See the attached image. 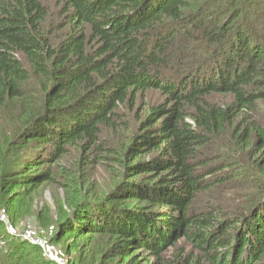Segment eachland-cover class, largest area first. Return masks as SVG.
I'll list each match as a JSON object with an SVG mask.
<instances>
[{
	"label": "trees",
	"instance_id": "16d2710c",
	"mask_svg": "<svg viewBox=\"0 0 264 264\" xmlns=\"http://www.w3.org/2000/svg\"><path fill=\"white\" fill-rule=\"evenodd\" d=\"M58 6L48 26L45 0H0V215L20 222L52 185L62 196L37 219L67 264H264V0ZM133 112L136 129L108 143ZM98 165L104 190L87 174ZM252 167L240 210L193 208ZM5 226L0 264H49Z\"/></svg>",
	"mask_w": 264,
	"mask_h": 264
},
{
	"label": "rangeland",
	"instance_id": "374dc122",
	"mask_svg": "<svg viewBox=\"0 0 264 264\" xmlns=\"http://www.w3.org/2000/svg\"><path fill=\"white\" fill-rule=\"evenodd\" d=\"M45 3L49 10L47 24L48 26H55L61 21L58 6L59 0H45ZM162 100V96L158 93H152L150 95V101L153 103H161ZM258 110L264 116V103L259 105ZM134 114V112L129 114L131 120L129 121L127 130L119 129V132L116 134L109 130L104 132V137L108 143L117 144L121 142L122 139H126L128 137L129 131L136 129ZM77 155L78 154H76L75 151H71L68 158L69 163L74 162ZM87 174L90 177V184L97 185L100 190L107 188L110 182V174L107 172L105 167L98 165L94 169L88 168ZM258 179V173H256V170L252 167L243 174V178H240L235 182H227L224 185H219L202 192L193 208H197L198 210L205 212L209 205H212V207L213 205H220L230 211L229 213L234 214L236 211L240 210L245 203L247 205L254 193H256L255 186ZM59 194H62L60 189L59 191H55L52 185H46L40 190L38 196L36 197L31 215L15 224H12L5 216L7 226L12 228L14 233L22 235L25 234L31 240L38 242L41 245L43 255L49 264H56L52 258L65 259L68 257V261L71 260L70 256L66 252L64 244L49 243L48 239L53 230L51 227H48V229L43 227L37 219L40 206H47L54 209L55 196ZM191 245L192 243L187 239H182L178 243V247H182L186 251L190 250V247H192ZM194 251L195 253H198V249H194ZM73 264H90V262L86 258L74 257Z\"/></svg>",
	"mask_w": 264,
	"mask_h": 264
},
{
	"label": "built area",
	"instance_id": "2783aa9c",
	"mask_svg": "<svg viewBox=\"0 0 264 264\" xmlns=\"http://www.w3.org/2000/svg\"><path fill=\"white\" fill-rule=\"evenodd\" d=\"M0 220H2L4 223H5V228H6V233H7V235H13L14 234V232H13V230H12V228H10V227H8L7 226V224H6V218H5V216L3 215V214H1L0 215ZM22 237L24 238V239H27V240H29V241H33V240H31L29 237H27L25 234H23L22 235ZM35 242V241H34ZM36 244H38L39 246H41L38 242H35ZM67 258V259H66ZM65 259H57V258H55V259H53L52 258V260L56 263V264H67L68 263V257H66Z\"/></svg>",
	"mask_w": 264,
	"mask_h": 264
}]
</instances>
